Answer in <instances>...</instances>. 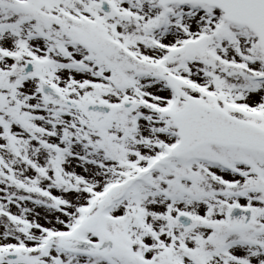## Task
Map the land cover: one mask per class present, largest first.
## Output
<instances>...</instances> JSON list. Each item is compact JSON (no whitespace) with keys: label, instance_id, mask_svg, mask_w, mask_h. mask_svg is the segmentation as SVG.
Instances as JSON below:
<instances>
[{"label":"snow or ice","instance_id":"snow-or-ice-1","mask_svg":"<svg viewBox=\"0 0 264 264\" xmlns=\"http://www.w3.org/2000/svg\"><path fill=\"white\" fill-rule=\"evenodd\" d=\"M0 264H264V0H0Z\"/></svg>","mask_w":264,"mask_h":264}]
</instances>
